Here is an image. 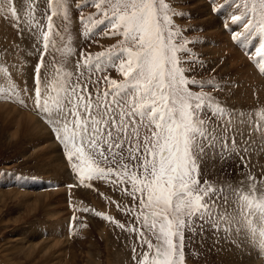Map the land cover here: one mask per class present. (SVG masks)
<instances>
[{"label":"snow or ice","instance_id":"1","mask_svg":"<svg viewBox=\"0 0 264 264\" xmlns=\"http://www.w3.org/2000/svg\"><path fill=\"white\" fill-rule=\"evenodd\" d=\"M25 3L24 22L40 33L44 52L50 44L55 48L53 17L62 13V19L70 20L68 0H48L51 14L45 12L47 31L34 15L35 0ZM89 6L97 9L99 18L81 13L83 34L87 37L91 25L103 24L105 35L118 34L122 40L94 57L81 53L75 74L62 68L51 79H41V55L34 69L32 94L25 89L21 95L7 69L0 67V101L23 108H28L25 97L32 101L33 109L63 145L78 178V185L70 187L91 188L93 180L111 179L124 195L138 202L139 212L134 215L139 227L125 229L112 217L95 213L136 233L142 249L147 246L136 264H185V231L194 232L197 224L201 230L208 226L217 234L224 233L225 239L233 233L242 235L255 246L258 256L264 255V178L257 179L245 159L257 150L253 134L260 137L259 150L264 151V108L251 110L246 119L243 111L228 110L204 91L206 87L221 90L218 82L197 85L186 76L183 64L187 61L180 54L188 52L189 42L180 39L182 33L173 21L177 13L167 0H91ZM236 8L238 14L231 16V22L244 21V31L260 35L255 55L264 56V0H242ZM5 14L17 25L21 22L14 0H0V15ZM65 33L70 45L67 27ZM241 34L235 32L233 40H239ZM55 35L64 41L59 32ZM57 51L64 53L63 64L75 54L70 46ZM105 65L115 67L123 80L105 76L107 89L96 88L93 95L80 69L101 72ZM256 66L264 74V60ZM189 85H197L200 91H192ZM244 126L249 129L247 138ZM209 152L221 158L239 156L246 170L243 178L237 184L208 179L202 183L199 161ZM132 250L135 260V247Z\"/></svg>","mask_w":264,"mask_h":264},{"label":"rangeland","instance_id":"2","mask_svg":"<svg viewBox=\"0 0 264 264\" xmlns=\"http://www.w3.org/2000/svg\"><path fill=\"white\" fill-rule=\"evenodd\" d=\"M230 1H234L236 4L242 3V0H228L223 3L219 1L213 3V0H167L174 12L177 13L173 16V21L175 27L182 33L180 39L189 42L187 44L188 52L180 54L184 57L185 61H187L183 64V67L186 69V76L189 79H194L197 85L202 81L208 82L214 80L218 82L221 90L217 91L212 87H206L204 91L217 98L219 103L226 106L228 110H232L235 113L243 111L247 119L251 114L249 111L255 108V105L258 104L259 108L264 106V81L263 77L260 76L258 67L255 65V70L252 66L253 64H249L252 68L251 70L246 68V64L243 65L244 67H236L239 70L242 68H246L248 71L250 70L249 73L251 74L249 75L251 76H254V73L256 74L254 76L255 79H253V76H250L252 78L250 80H253L252 84L245 81L248 87H251V85L255 87L250 88V92L253 91L252 94L254 93L252 96L247 89L245 91L246 87L239 88V84L236 83V78L233 76L232 70L234 68H225L226 64L224 63L227 58V52L218 53L217 51L215 54L212 53L214 40L211 38V21L223 20L220 19L221 13H224L223 9L227 7L224 3ZM90 4L91 0H68L67 7L70 20L65 21L62 19V13H59L57 17H53L54 31L51 39L55 40V48L50 44L48 51L45 53L43 66L41 67L42 77L45 78L47 76L51 79L52 75L62 68L70 70L75 74L77 72L76 62L81 60V53H83L84 56L91 54L94 57L97 53L113 48V46L117 45L122 40V37L118 34L113 35L109 32L108 35H105L104 33L107 29L103 28V24L100 26L91 25L89 27L90 35L86 37L83 34L85 28L81 23V13H83L84 17L93 16L99 18L96 16L97 9L89 6ZM229 7H233V9L238 12L235 6L230 5ZM214 9L218 10L214 11ZM41 19L44 31H47V18L41 16ZM244 19L247 20V18ZM225 20L228 21L227 18H225ZM241 23H244V21H241L240 24ZM66 27L71 34L70 45L68 43V34L65 33ZM222 28L223 32H229L227 29L229 27L226 22ZM35 32L37 36V48L35 49L33 58L34 62H36L41 55L43 46L42 36L36 28ZM55 32H59L61 36H64V41H61L60 37L55 35ZM246 32L248 34L253 33L255 37L257 36L256 32ZM2 39H5L6 46L13 45V43L18 45L20 42L13 27L7 26L5 22L0 23V40ZM21 45L22 44H20V46ZM69 46L75 49V54L68 59L66 64H63L64 53L57 51V49ZM256 46L255 44H251L249 49H256ZM2 47H4L3 42L0 44V48ZM209 48L212 51H210ZM14 49L15 51L13 54L16 56L7 58V56L4 55L1 57V61L4 62L2 67L7 69L8 76H10L11 81L21 90V95H24L23 90L25 89L27 93L30 94L29 90L33 91L34 89L32 85L33 73L31 72L33 65L31 64V58H29L30 51L27 49L19 53L21 51H19L20 48L14 47ZM38 49L40 51H37ZM238 50L240 51L241 49ZM242 52L240 53L242 55L237 54L234 57L239 61L241 60V62H245L244 57H246V55L244 51ZM217 53L219 55H217ZM249 54L250 56L252 54L250 50ZM257 57L258 56H255V59ZM260 57L262 56H259L258 59ZM193 61L195 62L193 63ZM113 69L114 72L110 78L122 81L123 77L118 73L115 67H113ZM80 71L84 72L83 67ZM2 75L3 74H0V77H2ZM89 75V73L84 72V77L82 79L87 81L88 84H94V88H96L97 83L94 75ZM20 78L22 80H20ZM260 78H262V80ZM0 82H3V80L0 79ZM257 83L260 84L258 87ZM197 85H189V87L192 91L198 92L200 89ZM260 89L263 90L261 91ZM241 90L243 91L242 93ZM245 94L247 96L246 98H244ZM28 102V108H23L18 104L13 105V103L0 101V113L3 114L0 116L3 117L6 113L11 114L14 120V124H7L8 128L10 127V132L16 133L17 129L21 127L24 117L23 113L29 115L32 113V116H35L33 117L34 123L36 124L37 122L41 128V132L38 133V136L34 137L35 141H33V137L28 136H19L20 139H17V137L14 140L16 142H7L3 139L0 140V178L3 176L1 178L3 183H8L12 181L13 178H33L45 181V183L52 181L54 191H52L53 188H48L44 191V189L38 185H34L31 181H20L21 189H17L16 186L0 188V264H49L46 255H43L41 251H27V246L44 242L49 244L60 242L62 248L66 250V264H136V260L140 259L143 251H147V246L145 245L142 249L136 233H130L121 229L112 221H118L124 224L125 229L139 227V222L134 215L135 212H139V208L137 207L138 202L124 195L120 191L119 184L114 185L111 179H101L90 182L92 185V192L89 188L83 189V186L75 188L76 192L72 196L73 200L75 199V202L73 201L74 205H68V196L66 192L68 193L69 189H67V185L72 183L78 184V181H76V178L67 170L64 148L55 143L50 131L43 123L42 117L33 109L32 101L28 100ZM2 110H4V112H2ZM16 111L17 114H15ZM19 115H21L20 118ZM212 122L215 124L216 119L213 118ZM237 127L239 128V125H237ZM43 130L45 131L43 132ZM242 131L244 134H248V127L244 126ZM45 135L48 136L43 137ZM253 137H256L257 140L259 138L258 141L256 140L259 146L260 137H257L255 134H253ZM236 139L237 144H240L241 138L239 135H237ZM2 141L5 142L3 143ZM44 142H46L45 145H50L51 149L48 148V146L46 148L40 146V144ZM38 145L39 148L37 149ZM257 149L258 151H251L247 155L241 152V155H245V159L248 161V169L255 174L257 179H260L264 178V175L260 174L261 170L264 173V151L259 150V147ZM50 151H52V153ZM256 152L257 154H263V159L258 160V158H254ZM42 153L44 154L42 155ZM40 155H42L41 158ZM43 157L44 159H42ZM236 160L237 158L233 155L227 158H221L218 154L209 152L199 161L201 182L203 183L204 179H208L215 181L217 184L224 182L237 184L238 181L243 178L246 170L244 163L241 162L240 159L238 162ZM59 162H61L62 165H60ZM6 174L12 175L13 178L4 176ZM70 177H72L73 180L70 179ZM127 187L130 189V185H127ZM40 196H46V200L39 203L37 208L32 209V202L36 201ZM69 201H72L71 197H69ZM84 208H88L91 211H81V209ZM124 209H132L133 211L126 212ZM96 212H101L112 217V221L103 220L101 217L95 215ZM70 216L75 231L72 238H68L67 233ZM39 231L42 232V237H40L41 234ZM219 234L208 226H204L203 230H201L199 224H197L194 232L186 230L184 239L185 264H233V255L236 257L239 256L237 258L239 259L238 262L235 261L236 263L243 264L245 262L244 256L242 254H240L242 257L233 254L232 249H230L231 242L228 243L225 238V240L221 239L222 236L219 237ZM220 235L223 234L221 233ZM153 243H155L154 239ZM133 247L136 249L135 260L133 259ZM230 253L233 255H230ZM259 257H264V255H259Z\"/></svg>","mask_w":264,"mask_h":264},{"label":"bare ground","instance_id":"3","mask_svg":"<svg viewBox=\"0 0 264 264\" xmlns=\"http://www.w3.org/2000/svg\"><path fill=\"white\" fill-rule=\"evenodd\" d=\"M223 12L224 13H221V18L220 19H223L222 21H218V20H213V21H211V24H210V27L212 28V36H211V38H212V40H214V48L212 49L213 50V54H215L217 51H218V53H223V52H227V58L225 59V63L224 64H226L225 65V68H228V67H233L234 69L232 70L233 71V76L236 78V83L237 84H239L238 86H239V88H241V87H246L245 88V91H246V89L250 92V88H255V87H252V86H254V85H251V87L249 86H247L246 85V82H250V84H252L253 83V80L251 81L250 79H252L251 77L253 76H251V75H249V74H251V73H249L250 72V70L252 69L251 68V66L249 65V64H251L250 62H249V60H246L245 59V62H241V60L239 61V60H237L234 56L235 55H242L243 54V52L242 51H244L245 52V55H246V58H247V56H250V54H249V50H250V52H252V50H253V52L254 53H256V49H258L259 47H260V40H261V37H259V38H257V39H255L254 41H251L249 38H256L254 35H253V33H247L246 31H244L243 30V27L242 26H240V25H243V23H237V24H234V23H232L231 22V16L233 15V14H238V12L237 11H235V9H233V7L231 8V7H226V8H224L223 9ZM231 15V16H230ZM225 18H227L228 19V21H226L225 20ZM225 22L228 24V27H229V29H228V31L229 32H227V33H225V32H223V28L222 27H224V24H225ZM237 31H240L242 34H241V37L243 36L244 38H245V44L244 43H242V42H235V44H237V45H239L238 46V49H241L240 51L242 52V54H240L241 52L240 51H237L236 50V48L232 45V42H233V34L235 33V32H237ZM210 38V37H209ZM251 44H255V45H257L255 48L256 49H254V48H250L249 49V47L251 46ZM254 46V45H253ZM209 50H210V48H209ZM212 50H210V51H212ZM240 52V53H239ZM217 53V55H219ZM216 55V56H217ZM225 55V54H224ZM224 57V56H223ZM239 57V56H238ZM237 57V58H238ZM244 57V56H243ZM259 57V56H258ZM258 57L256 58V59H258ZM260 58H263V56L262 57H260ZM259 58V59H260ZM243 59V58H242ZM244 60V59H243ZM244 64H246V68L247 69H250L249 71L246 69V68H242V69H244V70H239L238 68V66H243ZM252 65V64H251ZM255 63L253 64V67H254V70H255ZM236 67H238V68H236ZM244 67V66H243ZM257 70V69H256ZM231 71V72H232ZM258 71V70H257ZM252 72V71H251ZM256 74L254 73V76H255ZM3 76V75H2ZM251 76V77H250ZM253 76V77H254ZM258 76V75H257ZM256 76V77H257ZM253 79H255V77L253 78ZM261 80H262V78H260ZM20 80H22L21 78H20ZM258 80V79H257ZM246 81V82H245ZM256 81V80H255ZM255 81H254V83H255ZM260 81V80H259ZM263 81H264V78H263ZM261 82V81H260ZM234 83H235V81H234ZM258 84V83H257ZM260 84H258L257 85V87L259 86ZM263 85V84H262ZM264 87V86H263ZM259 88H261V87H259ZM259 88H258V90H259ZM264 89V88H263ZM262 89V90H263ZM244 90V89H243ZM253 90V89H252ZM261 90V89H260ZM261 90V91H262ZM243 91L241 90V93H242ZM253 92V91H252ZM252 92H250L251 94H252ZM246 93H248V92H246ZM249 93V94H250ZM262 93V92H261ZM254 94V93H253ZM253 94H252V96H253ZM248 95V94H247ZM245 96V97H244ZM243 97L244 98H246L247 96H246V94L244 95ZM243 98V99H244ZM250 99H251V96H250ZM254 99V98H253ZM246 100V99H245ZM251 101V100H250ZM256 101H257V99H256ZM260 102V101H259ZM261 103V102H260ZM3 105V104H2ZM14 105V104H13ZM263 105V104H262ZM13 107V106H12ZM255 107H256V105H255ZM11 108V107H10ZM17 108V107H16ZM241 109H242V107H241ZM13 110V109H12ZM17 110V109H16ZM6 111V110H5ZM9 111V110H8ZM2 112H4V110H2ZM34 112V111H33ZM10 113V112H9ZM13 113H14V111H13ZM2 113H0V115H1ZM15 114H17V111H16V113ZM19 114H20V112H19ZM3 115V114H2ZM33 114L31 113V115H29V114H26V113H23V123H22V125H21V127H19L18 129H17V131H16V133L15 132H10V127L8 128V126H7V124L8 123H10V124H14V120H13V117H12V115L11 114H4V116L2 117V116H0V140H5V141H7V142H11V141H14L17 137V139H20L19 138V136H28V137H33L32 139H33V141H35V139H34V137L35 136H38V133L39 132H41V128L39 127V125H38V123L36 122V124L34 123V119H33V117H35V116H32ZM21 117V115H19V118ZM18 118V117H17ZM18 120V119H17ZM11 121V122H10ZM14 128V127H13ZM42 129H44V128H42ZM45 129H46V127H45ZM245 129V128H244ZM45 130H43V132H44ZM42 132V133H43ZM42 133H41V135H42ZM48 136V135H47ZM46 135L45 136H43V137H47ZM40 137V136H39ZM50 137V136H49ZM258 137V136H257ZM42 139V138H41ZM48 139V138H47ZM49 139H51V138H49ZM29 140V139H28ZM258 140H259V138H258ZM5 141H2L3 143L5 142ZM30 141V140H29ZM14 142H16V141H14ZM19 142V141H18ZM17 142V143H18ZM45 143L46 142H44V143H41L40 144V146H43V148H46L47 146H48V148H50V145H45ZM9 144H11V143H9ZM13 144V143H12ZM43 144V145H42ZM16 145V144H15ZM51 147H52V145H51ZM39 148V145L37 146V149ZM51 149V148H50ZM53 151V150H52ZM52 151H50L51 153H52ZM57 151V150H56ZM58 152V151H57ZM44 153H42V155H43ZM42 155H40V158H41V156ZM54 155V154H53ZM48 156V155H47ZM57 156V155H56ZM62 157V156H61ZM55 158V157H54ZM63 158V157H62ZM42 159H44V157L42 158ZM48 159V158H47ZM57 159V158H56ZM43 161V160H42ZM60 161V160H59ZM38 162V161H37ZM44 163H46V162H44ZM59 164L60 165H62L61 164V162H59ZM51 165V164H50ZM55 165V164H54ZM59 165V166H60ZM44 166V165H43ZM49 166V165H48ZM53 166V165H52ZM54 167V166H53ZM45 168H47V167H45ZM64 169V168H63ZM54 170V169H53ZM55 172H56V169H55ZM70 179H72V177H70ZM73 180V179H72ZM71 180V181H72ZM69 182V181H68ZM13 192V191H12ZM13 194V193H12ZM28 194V193H27ZM11 195V194H10ZM22 195V194H21ZM42 195V194H41ZM46 195V194H45ZM51 195V194H50ZM14 196V195H13ZM14 198H15V196H14ZM46 196H40L36 201H34V202H32V209H35V208H37V206L39 205V203H41V202H43V201H45L46 199ZM31 206V205H30ZM68 219V218H67ZM53 225V224H52ZM55 226V225H54ZM51 231H53V230H51ZM39 233L41 234V236L40 237H42L43 236V234H42V232L41 231H39ZM50 233V232H49ZM38 234V233H37ZM54 235H55V233H54ZM222 237H221V239H224V237H223V235H221ZM58 238V237H57ZM55 239V238H54ZM31 240V239H30ZM39 240V239H38ZM58 240H59V238H58ZM57 240V241H58ZM225 240V239H224ZM55 241V240H54ZM230 242H231V248L230 249H232V252H233V254H236V255H240V254H242L243 256H244V258H245V262L243 263V264H264V257H259L258 255H257V250H256V248H255V246L250 242V241H248V240H245L244 238H243V236L241 235V236H237L235 233H233V235L231 236V240H230ZM30 245V244H29ZM39 246V247H38ZM31 250H39V251H41V253L43 254V255H46V257H47V261H48V263L49 264H66L65 263V259H66V250H65V248H62V245L60 244V242L59 243H57V242H55V243H41V244H36V245H30V246H27V251L28 252H30ZM232 253H230V255H231ZM232 254V255H233ZM241 256V255H240ZM260 256H262V255H260ZM232 257H234V260L232 259V263L233 264H238V263H236L235 261H237L238 262V260L239 259H237L238 257H236L235 255H233ZM242 257V256H241ZM243 259V258H242ZM242 261H244V260H242ZM70 264V263H69ZM242 264V263H241Z\"/></svg>","mask_w":264,"mask_h":264}]
</instances>
